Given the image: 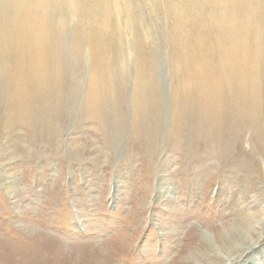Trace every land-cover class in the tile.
I'll return each mask as SVG.
<instances>
[{"label": "rangeland", "instance_id": "obj_1", "mask_svg": "<svg viewBox=\"0 0 264 264\" xmlns=\"http://www.w3.org/2000/svg\"><path fill=\"white\" fill-rule=\"evenodd\" d=\"M263 215L264 0H0V264H264Z\"/></svg>", "mask_w": 264, "mask_h": 264}, {"label": "bare ground", "instance_id": "obj_2", "mask_svg": "<svg viewBox=\"0 0 264 264\" xmlns=\"http://www.w3.org/2000/svg\"><path fill=\"white\" fill-rule=\"evenodd\" d=\"M243 9H244L243 6L238 5L234 8L233 11H231V16L234 19V21L237 23H242V24H236L234 26L232 25L225 26V25H222L224 23L218 22L219 28H220V33L218 36L224 42L230 43L232 48L241 46L244 52L240 53L239 58L232 57L230 53L228 52L223 53L226 55L223 57L220 44L218 42L219 48L216 52L214 72H210L207 75H202L204 76L203 79L200 78L201 82L209 83V82L215 81V97H216L215 100H218L220 102H222L224 99L228 101L229 97L232 99L234 95L233 87H235L236 85H241L240 83L244 82L243 86L247 90L246 85H247L248 77L253 76L254 74V72L253 71L251 72L250 70V67L252 66L251 65V55L248 52V51L251 52V46L253 42L252 35L248 34L249 32H251V28L249 26L251 21H250V17L248 16L247 12L242 14ZM255 43L259 49H263V46L259 45L257 42ZM227 90L230 92L231 96H228ZM202 99L206 101V100H209L210 98L202 97ZM220 108L225 109L223 106H221ZM225 111L226 109L223 111H219V114H224ZM260 224L261 225L264 224V215L261 219ZM251 225L253 227L254 224L251 223ZM247 227L249 228V226ZM239 235H240V232H239ZM228 238L230 240L234 238V235L230 234Z\"/></svg>", "mask_w": 264, "mask_h": 264}]
</instances>
